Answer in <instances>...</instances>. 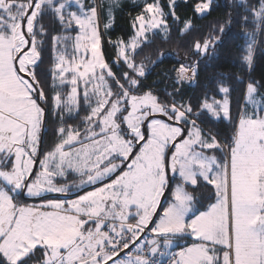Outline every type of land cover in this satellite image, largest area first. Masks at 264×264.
Wrapping results in <instances>:
<instances>
[{
	"label": "snow or ice",
	"instance_id": "6c2138e0",
	"mask_svg": "<svg viewBox=\"0 0 264 264\" xmlns=\"http://www.w3.org/2000/svg\"><path fill=\"white\" fill-rule=\"evenodd\" d=\"M118 3L108 0L106 30ZM212 3L200 0L195 13H208ZM236 6L243 9L240 22L252 25L242 48V63L251 69L264 34V0H236ZM102 7H86L83 0H0V264H264V84H246L232 136L221 144L216 135H205L197 119L206 110L214 119L231 120L229 87L221 84L223 100L206 96L196 112L191 103L162 102L151 89L139 91L149 65L137 63V50L152 42L154 30L168 38L167 16L179 20L175 0L167 14L158 0L144 4L133 35L116 42L126 68L119 76L102 52ZM46 15L65 33L78 29L74 37H52L55 56L45 73L51 97L40 77ZM191 26L185 21L180 34ZM225 29L222 23L214 35L213 26L193 51L201 58L214 55ZM173 71L174 83L189 82L198 61ZM81 99L88 109L84 127L65 125L66 116L78 114ZM49 104L58 119L56 141L41 158ZM217 150L221 157L208 154ZM169 170L179 180L153 225L171 187ZM70 175L79 180L57 182ZM85 186L92 190L81 194ZM200 189L207 195L198 197ZM45 193L75 198L44 201ZM20 196L42 202L23 203ZM201 198L210 201L203 211L197 207ZM189 237L192 243L172 250Z\"/></svg>",
	"mask_w": 264,
	"mask_h": 264
},
{
	"label": "trees",
	"instance_id": "16d2710c",
	"mask_svg": "<svg viewBox=\"0 0 264 264\" xmlns=\"http://www.w3.org/2000/svg\"><path fill=\"white\" fill-rule=\"evenodd\" d=\"M154 0H138V1H125L121 6L114 28H112L107 35V39H116L121 37L123 40H127L133 32L132 21L140 14L144 9L145 3L153 2ZM200 2V0H177L175 1V12L179 17V20H174L169 14L167 16V23L170 26V34L167 39L163 35L156 33L152 37V42L144 45L141 49L137 50L136 61L139 63L144 60L146 65H149L146 78L142 79L141 87L139 91L144 89H151L155 92L162 102L176 103H191L193 111L200 110V104L207 96L209 100L215 98L217 100H223V94L218 92L219 86H227L230 88L229 101L231 120H225L223 117L214 119L207 113L206 110H200V116L197 122L205 129H209L213 132L223 143L230 140L234 124L238 119L241 107L244 105V91L246 84L249 81H260L264 84V34L258 37V43L255 49L254 64L251 69L244 63H242V56L244 52L242 48L245 46V29L251 30L252 25H245L241 21V14L243 9L236 6V0H213L211 10L200 16L194 11V5ZM250 3H255V0H249ZM159 4L164 12L170 11L169 0H159ZM191 21V28L186 34L181 35L180 29L183 28L185 21ZM231 20V24L228 25V21ZM41 23L47 29V36L44 38L43 43V62L40 64L41 81L45 86V91L51 97L52 84L51 77L46 75V70L51 67L55 53L53 51L52 37L61 36L65 34L64 27L51 16H44ZM226 25L225 33L221 37L219 43L215 45L214 55L211 57L205 55L200 57L199 53L193 51V44L199 40L203 43L204 38L213 30L215 26L216 31L214 35H220L219 27L221 24ZM102 38V52L107 63L112 67V71L119 76L126 69L113 61L112 50L113 47L109 41ZM163 52L162 58L158 59L159 54ZM209 52H213V49H209ZM148 56L150 60L144 58ZM156 60V64L151 66L150 61ZM198 61V71L194 77L192 84L188 83H174L175 68H178L181 63L191 65ZM237 77L241 79L238 80ZM179 89L178 93L175 91ZM170 91L171 93H169ZM260 92L264 93V87L260 88ZM88 109L84 105L82 99L78 114L73 113L70 116H66L64 121L65 125H72L73 127L79 126L81 129L84 127L80 123L81 119L87 114ZM58 126L57 117L52 114V106L49 104L47 119L42 131V145L41 154L44 151L49 150L51 145L56 141L53 129ZM138 150V149H137ZM212 152V151H210ZM36 171V169H35ZM69 178H76V176H68ZM75 179V180H76ZM59 181H65L60 179ZM173 180L171 181L172 185ZM171 188V187H170ZM163 198L162 205L157 215L162 210L166 203V197L168 192ZM88 188H85L86 190ZM81 190V191H84ZM192 191L191 188L188 189ZM201 192L204 196L207 195L206 191L200 189L197 191V196L200 197ZM75 194L67 195L72 197ZM66 197V195L49 194L47 197ZM28 201H38L36 199H27ZM210 201L201 198V204L197 205L198 210L206 208ZM157 215L153 219V224ZM39 256V253H37Z\"/></svg>",
	"mask_w": 264,
	"mask_h": 264
},
{
	"label": "rangeland",
	"instance_id": "374dc122",
	"mask_svg": "<svg viewBox=\"0 0 264 264\" xmlns=\"http://www.w3.org/2000/svg\"><path fill=\"white\" fill-rule=\"evenodd\" d=\"M125 1H138V0H119V3L115 6V8H114V12H113V15H114V21L112 22V24H111V27L110 28H108L107 30L104 28V25L106 24V23H108V16H107V7H108V0H83V3H84V5L86 6V7H89V6H91L92 4H94V3H102L103 4V7L100 9V11H99V28H100V31H101V33H102V38H105V39H107V35H108V32L112 29V28H114V24H115V22H116V19H117V15H118V12H119V10H120V8H121V6L124 4V2ZM175 1H177V0H175ZM154 2V1H153ZM153 2H150V3H153ZM158 3H159V0H158ZM160 5V4H159ZM73 10H75V8H73ZM166 14L167 13H170V11H167V12H165ZM133 21H134V19H133ZM133 21H132V25H133ZM73 28H75V26H73ZM133 28V27H132ZM78 31V29H76L75 28V30L71 33V34H68V35H71V36H75V34H76V32ZM155 31V33H159V34H161V35H163L162 34V32L160 31V30H154ZM133 33H134V29H133V32H132V35H133ZM131 35V36H132ZM151 35V34H150ZM61 36H63V35H61ZM130 36V37H131ZM129 37V38H130ZM128 38V39H129ZM119 39H121V37H118V38H116V39H107L108 41H109V43H110V41H111V45H112V47H113V50L111 51L112 52V55H113V61H115L117 64H120V65H122L124 68H125V66L123 65V62L119 59V57H118V55H117V48H116V42L119 40ZM127 39V40H128ZM127 40H125V41H127ZM102 47H103V45H102ZM69 53L71 54V43L69 44ZM126 69V68H125ZM190 75V74H189ZM193 81V80H192ZM69 88H70V86H65L63 89H62V91L66 94L67 93V91L69 90ZM59 90V89H58ZM147 90H149V89H144V90H142L141 92H144V91H147ZM151 90H155L154 88H151ZM169 93H171L170 91H168ZM155 95H157L155 92H153ZM158 96V95H157ZM179 104V103H178ZM252 109L251 108H249V111H251ZM156 118H161V119H166L165 117H161V116H159V115H157V117ZM198 123V122H197ZM199 124V123H198ZM200 125V124H199ZM200 127L204 130V133H205V135H209V134H212V135H215L213 132H211L208 128L207 129H205L202 125H200ZM218 138V137H217ZM219 139V138H218ZM219 141H220V143L221 144H224L220 139H219ZM46 151H48V150H46ZM46 151H44L43 152V154L46 152ZM138 151V150H137ZM43 154L41 155V158L43 157ZM209 155H212V154H215V155H217L218 157H221L222 156V153L219 151V150H217V151H215V152H210L209 151V153H208ZM40 170V168H39V161H38V164H37V167H36V171H39ZM168 175H169V177H170V185H171V181L173 180V182H172V185H171V188H170V191L168 192V195H167V197H166V203L164 204V206H163V208H162V210L160 211V213L157 215V217H156V220L155 221H157V220H159V218H160V214H162L163 213V209H164V207H166L167 206V203L169 202V199H170V197H171V190H172V188H174L175 187V185H176V183L178 182V180H179V178H178V175H174L172 172H171V170H169V173H168ZM76 178H74V179H72V178H67V181H59L60 179H58V183H70V182H73V181H78L79 180V178L78 179H76ZM97 186H99V185H97ZM85 188H88V189H86V190H84ZM85 188H83L82 190H84V191H88V190H92L91 189V186H85ZM82 192L83 191H81V194H82ZM49 194H57V193H45L44 195H43V200L44 201H46V200H49V199H73V198H75V195L74 196H72V197H47V195H49ZM60 195H64V194H60ZM18 199H20V201L21 202H23V203H27V204H40L41 202H42V200H41V198H39V200L38 201H28L27 199H31V198H26V197H23V196H20V197H18ZM33 199H36V198H33ZM207 207V206H206ZM206 208H204V209H202V210H199V211H203V210H205ZM155 223V222H154ZM154 225V224H153ZM185 240H187L186 241V243L185 244H182V246H186V244H190V243H192L193 241H192V239L189 237V238H185ZM182 242L184 241V239H182L181 240Z\"/></svg>",
	"mask_w": 264,
	"mask_h": 264
},
{
	"label": "crops",
	"instance_id": "0c3cea01",
	"mask_svg": "<svg viewBox=\"0 0 264 264\" xmlns=\"http://www.w3.org/2000/svg\"><path fill=\"white\" fill-rule=\"evenodd\" d=\"M193 81H194V78L192 79ZM192 80H190L189 82H187L188 84H192L193 83V81ZM186 241L187 240H185L184 239V241L182 242L181 240H177L176 242H175V246L173 247V249H175V251H177V250H179V247H181L182 246V244H185L186 243Z\"/></svg>",
	"mask_w": 264,
	"mask_h": 264
},
{
	"label": "water",
	"instance_id": "95a60500",
	"mask_svg": "<svg viewBox=\"0 0 264 264\" xmlns=\"http://www.w3.org/2000/svg\"><path fill=\"white\" fill-rule=\"evenodd\" d=\"M41 145H42V140H41V143H40V146H39V153H40V154H41ZM37 164H38V160H37L36 164L34 165V170L36 169ZM163 198H164V197H162V199H161V205H162ZM161 205L158 207L157 213H158V211H159ZM156 215H157V214H156ZM156 215H155V216H156ZM155 216H154V217H155ZM153 219H154V218H153Z\"/></svg>",
	"mask_w": 264,
	"mask_h": 264
},
{
	"label": "built area",
	"instance_id": "2783aa9c",
	"mask_svg": "<svg viewBox=\"0 0 264 264\" xmlns=\"http://www.w3.org/2000/svg\"><path fill=\"white\" fill-rule=\"evenodd\" d=\"M191 75V74H190ZM187 83V82H186ZM173 251H175V249H172ZM163 259V258H162ZM165 264H166V259H165Z\"/></svg>",
	"mask_w": 264,
	"mask_h": 264
}]
</instances>
